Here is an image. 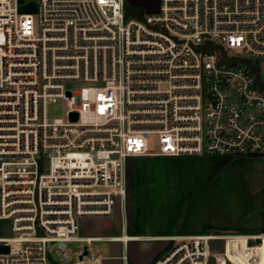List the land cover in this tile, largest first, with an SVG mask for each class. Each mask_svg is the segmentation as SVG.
<instances>
[{
	"label": "built area",
	"instance_id": "obj_1",
	"mask_svg": "<svg viewBox=\"0 0 264 264\" xmlns=\"http://www.w3.org/2000/svg\"><path fill=\"white\" fill-rule=\"evenodd\" d=\"M127 1L0 0V264H104L79 219L125 214L129 159L264 157V0H160L142 20ZM216 237L261 264L249 234L178 239L153 264H215Z\"/></svg>",
	"mask_w": 264,
	"mask_h": 264
},
{
	"label": "rangeland",
	"instance_id": "obj_2",
	"mask_svg": "<svg viewBox=\"0 0 264 264\" xmlns=\"http://www.w3.org/2000/svg\"><path fill=\"white\" fill-rule=\"evenodd\" d=\"M130 4L141 5L147 14L158 12L160 0H128ZM36 7L31 2L25 11ZM87 86L82 82H67L66 90L79 91ZM47 119H65L66 106L62 99L50 102L47 106ZM151 141V148H154ZM239 159V158H238ZM232 159L225 157H141L127 162V171L132 172L133 183L127 200L133 199L134 182L137 186V228L142 234L164 232L168 229L193 230L197 226H206L216 221L226 222L232 213L240 214L247 208L254 207L256 197L264 194V158ZM128 181V180H127ZM130 203H128L129 205ZM127 221V211L125 209ZM124 218L119 204L114 215L109 217H84L79 219L80 236H120ZM9 222L0 221V237L11 236ZM264 235V233L254 234ZM264 241V239H263ZM257 241L255 245H260ZM174 243L163 249L161 258ZM228 240L212 243L211 254L215 264H230L226 257ZM0 243V252L6 251ZM92 249L96 254L107 258L104 264H124L122 255L135 256L136 264H145L155 251L152 242H122L110 240L95 241ZM232 250V249H231ZM219 254V255H218ZM217 256L221 257L218 258ZM218 258V259H217ZM240 259V258H239Z\"/></svg>",
	"mask_w": 264,
	"mask_h": 264
},
{
	"label": "crops",
	"instance_id": "obj_3",
	"mask_svg": "<svg viewBox=\"0 0 264 264\" xmlns=\"http://www.w3.org/2000/svg\"><path fill=\"white\" fill-rule=\"evenodd\" d=\"M141 158V157H139ZM136 159V158H135ZM239 159H245V158H239ZM238 159V160H239ZM251 159V158H247ZM137 186L134 182V233L131 234L128 232V224L125 218V214L123 210L120 208V212L124 218V224L122 225V231L124 235L120 236H81L84 238H101V240H109L111 238H114L116 241L118 240H128L127 243L134 242H152L155 246V251L148 257L145 264H153L157 259L156 256L166 248V246L170 243H175V240L183 239L187 237L192 236H199L204 234H215V235H236V234H260L264 233V194L259 199L256 197L257 200L254 202V207L247 208L243 212H240V214H234L232 213L229 220L226 222L216 221L215 223H211V225L206 226H197L193 230H180L177 229H168L164 232H156V233H149V234H142L139 229L137 228ZM116 211V209H115ZM114 211V213H115ZM113 213V215H114ZM122 233V234H123ZM126 236V239L124 238ZM226 239V238H223ZM244 243V238H241ZM264 239V238H263ZM222 240V239H220ZM228 240V239H227ZM228 251H231L232 247L230 242L228 241ZM245 252L248 250V248L243 249ZM254 252H256V256H259L257 263L260 261L261 264H264V241L255 249H253ZM132 264H136L137 258L133 256V258H129ZM240 264H243L245 261L241 257Z\"/></svg>",
	"mask_w": 264,
	"mask_h": 264
},
{
	"label": "trees",
	"instance_id": "obj_4",
	"mask_svg": "<svg viewBox=\"0 0 264 264\" xmlns=\"http://www.w3.org/2000/svg\"><path fill=\"white\" fill-rule=\"evenodd\" d=\"M125 15L128 19L135 18V19L142 20L144 18V8L141 5L130 4V3L126 2L125 3ZM133 177H134L133 173L130 171L128 173V171H127V180H128L127 181V197H128V194L130 193V188L132 187ZM128 203H130V204L128 205ZM125 209L127 211L128 232L133 234L134 233V204H133V199H131V201H128L126 198ZM162 252H160L156 256V259L160 256V254Z\"/></svg>",
	"mask_w": 264,
	"mask_h": 264
},
{
	"label": "bare ground",
	"instance_id": "obj_5",
	"mask_svg": "<svg viewBox=\"0 0 264 264\" xmlns=\"http://www.w3.org/2000/svg\"><path fill=\"white\" fill-rule=\"evenodd\" d=\"M124 238L126 239V236H125ZM220 239L224 240L223 238L216 237V238L214 239L213 242L218 241V240H220ZM226 239H227V238H226ZM213 242H212V243H213ZM212 243H211L210 247H212Z\"/></svg>",
	"mask_w": 264,
	"mask_h": 264
},
{
	"label": "water",
	"instance_id": "obj_6",
	"mask_svg": "<svg viewBox=\"0 0 264 264\" xmlns=\"http://www.w3.org/2000/svg\"><path fill=\"white\" fill-rule=\"evenodd\" d=\"M87 253V251L85 250V254Z\"/></svg>",
	"mask_w": 264,
	"mask_h": 264
}]
</instances>
